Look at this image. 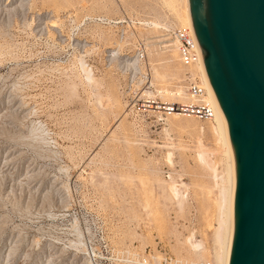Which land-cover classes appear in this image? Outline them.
Segmentation results:
<instances>
[{
  "label": "rangeland",
  "instance_id": "rangeland-1",
  "mask_svg": "<svg viewBox=\"0 0 264 264\" xmlns=\"http://www.w3.org/2000/svg\"><path fill=\"white\" fill-rule=\"evenodd\" d=\"M168 2L0 0V264H217L213 120L147 103L184 99L199 72Z\"/></svg>",
  "mask_w": 264,
  "mask_h": 264
},
{
  "label": "water",
  "instance_id": "water-1",
  "mask_svg": "<svg viewBox=\"0 0 264 264\" xmlns=\"http://www.w3.org/2000/svg\"><path fill=\"white\" fill-rule=\"evenodd\" d=\"M235 158L228 264H264V0H188Z\"/></svg>",
  "mask_w": 264,
  "mask_h": 264
},
{
  "label": "bare ground",
  "instance_id": "bare-ground-1",
  "mask_svg": "<svg viewBox=\"0 0 264 264\" xmlns=\"http://www.w3.org/2000/svg\"><path fill=\"white\" fill-rule=\"evenodd\" d=\"M182 1H183V5H182L183 8L181 10L182 15H179V16L177 15L178 19L180 20V22L183 25L188 26L194 32L192 20H191V16H190L189 2H188V0H182ZM168 4L171 6V8L173 10V8H174L173 7V4H174L173 0H169ZM164 5H166V4H164ZM180 13H178V14H180ZM177 22H179V21H177ZM151 23L153 26H158V24L155 22H151ZM172 44H174V42ZM174 47L176 49L175 44H174ZM135 55L136 54H132L131 60L128 62H127V59L129 57L123 59V62L121 63V65H122V68L125 69V71H128V72L133 71L134 72V70L139 65V61L137 62L138 58L135 57ZM132 58H134V60H132ZM196 67H198V70H199V72L197 71V73L200 75V78L202 79L203 84L206 86V88L208 90V98L207 99L216 108V115H215V118L213 119V125H212L211 129L215 135V139H217L218 143L220 144L221 153L223 155L222 159L225 161L224 165H226L225 166L226 167L225 172H224L225 177L222 179V183H221L222 185L220 186L221 188H220L219 209H218V215H217V225L214 229L215 231L213 234H214V244H215V248H214L215 260H216L217 264H228L229 263L231 240H232V233H233V225H234L233 210H234V194H235V158H234V153H233V149L231 146L229 134L227 131L225 118H224V115H223L222 110L220 108V105L218 103V100L216 98V95H215V93L211 87V84H210V81H209L208 76L206 74V70H205L204 63H203L202 59H201L200 63L196 65ZM86 74H87V79L91 80L89 70H87ZM150 84H153V82L150 81L149 85ZM161 92L165 95V97L166 96H174V95L181 96L180 90H177L175 92H171L168 90H162V91L158 90V93L160 96H162ZM162 98L164 101H167L166 99H164L163 96H162ZM185 99H186V96L184 99L178 100V101H183ZM174 114H176V113H174ZM177 115H180V114H177ZM189 117H191V116H189ZM200 128L202 130L204 129V127H202V126ZM198 146L200 148L199 149L200 151H198V157L203 158L205 152H207V151L204 149L200 140L198 141ZM172 188H174V187H172ZM193 246L196 248H200L199 244H195Z\"/></svg>",
  "mask_w": 264,
  "mask_h": 264
},
{
  "label": "built area",
  "instance_id": "built-area-1",
  "mask_svg": "<svg viewBox=\"0 0 264 264\" xmlns=\"http://www.w3.org/2000/svg\"><path fill=\"white\" fill-rule=\"evenodd\" d=\"M169 35L176 46L179 59L183 66L186 68L196 67L202 59V54L194 32L188 26H182L171 29ZM135 57L138 58L137 62H140L143 57V52L139 51ZM184 82L187 93L185 100L175 102L152 100L147 103L160 113H176L183 116L195 117L199 120H213L216 115V108L208 101V90L197 71H192V69L188 70ZM163 263L179 264L172 260H164ZM141 264H162V261L145 258ZM202 264L216 263L207 261Z\"/></svg>",
  "mask_w": 264,
  "mask_h": 264
}]
</instances>
